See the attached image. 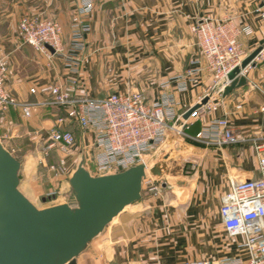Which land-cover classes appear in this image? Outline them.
Instances as JSON below:
<instances>
[{"label": "crops", "instance_id": "1", "mask_svg": "<svg viewBox=\"0 0 264 264\" xmlns=\"http://www.w3.org/2000/svg\"><path fill=\"white\" fill-rule=\"evenodd\" d=\"M85 1L0 0V57L9 62L6 93L20 104H32L45 98L44 88H69L72 80L77 81L78 96L93 99L135 90L152 104L167 93L180 103L177 113L187 125V138H179L181 154L164 175L166 182L158 185L159 193L146 192L144 186L140 202L111 223L116 261L107 258L108 264L248 260L247 252L239 248L244 239L226 234L219 212L233 182L260 176L253 142L218 147L195 139L219 119L228 120L250 140L264 138V61H255V66L243 72L245 87L210 100V105L217 106L215 111L205 106L188 120L184 116L213 88L212 73L192 32L194 24L206 16L228 23L236 32L245 61L264 41V26L257 13L263 0H101L89 14L80 16ZM26 16L55 20L62 29V52L43 54L24 44L18 30ZM75 19L89 24L91 31L76 66L70 67L67 58ZM198 59L204 71L180 93L173 80L185 75ZM168 81L171 86L162 89ZM63 116L60 110L48 108H40L30 118L15 108L0 112V140L21 164L36 159L41 164L56 154L60 157L55 151L48 157L45 153L49 132ZM71 126L63 129L71 131ZM77 127L72 128L81 145L92 150L93 135ZM44 164L43 170L25 165L20 184L24 196L40 209L65 203L75 173L57 177ZM51 194L58 199L48 203L45 195ZM86 260L80 257L78 264H87Z\"/></svg>", "mask_w": 264, "mask_h": 264}, {"label": "built area", "instance_id": "2", "mask_svg": "<svg viewBox=\"0 0 264 264\" xmlns=\"http://www.w3.org/2000/svg\"><path fill=\"white\" fill-rule=\"evenodd\" d=\"M101 0H86L80 9V16H86ZM123 1V0H122ZM264 26V0L257 10ZM91 27L81 19H75L71 27V48L67 58L70 67L76 66L78 53L84 50L85 37ZM192 32L196 37L197 46L207 68L213 76V88L208 96L215 92L214 97L221 98L230 85L229 74L240 67L244 52L236 40L228 23L206 16L197 21ZM61 26L53 19L42 17H23L19 24L18 35L21 41L34 48L37 52L50 54L46 46H50L55 54L62 52ZM257 60L264 61V50ZM204 71L201 59L192 62V68L185 75L173 80L178 91L186 92L190 84ZM245 72V71H243ZM243 72L241 75H243ZM9 73L7 58L0 57V112L5 113L11 108L19 109L30 118L40 108L57 109L65 116L59 117L57 127L49 132V144L46 157L51 152L66 154L76 144L72 131L63 127L68 123L76 124L82 131L93 135L92 150L84 147L86 168L93 177H104L126 172L141 164L146 165V178L143 188L148 184L152 193H159V186L154 184L148 163L153 154L164 146L170 135L187 138V125L182 123L177 110L180 103L173 95L164 93L155 102L150 103L140 91L130 90L123 94H111L105 98L93 99L78 96L77 81L72 80L69 88L48 86L42 93L45 98L32 104H20L5 91ZM172 81L162 85V89L171 86ZM212 98V99H213ZM211 99V100H212ZM211 102V101H210ZM206 106L209 112L217 106ZM264 113V106L261 109ZM39 135V133L37 134ZM208 146H235L253 142L259 160L260 176L256 179L232 183L231 190L222 200L220 217L226 234L230 238L242 237L244 242L239 248L247 252L248 260L242 257L226 260L222 264H264V138L250 140L243 137L226 119L213 120L195 139ZM86 155L89 156L86 158ZM52 171L61 176L67 173V162L61 157ZM56 195L48 198L55 202ZM191 264H211L207 261Z\"/></svg>", "mask_w": 264, "mask_h": 264}, {"label": "water", "instance_id": "3", "mask_svg": "<svg viewBox=\"0 0 264 264\" xmlns=\"http://www.w3.org/2000/svg\"><path fill=\"white\" fill-rule=\"evenodd\" d=\"M46 48L55 54L50 46ZM263 50L264 41L229 74L224 97L247 85L241 73L255 66ZM214 94L184 119L207 106ZM159 159L154 156L148 163L150 174L156 178L168 172V166ZM20 170L21 162L0 140V264H78L89 245L130 206L140 202L147 167L141 164L119 174L93 177L83 159L70 179L65 203L46 209L37 208L20 191Z\"/></svg>", "mask_w": 264, "mask_h": 264}, {"label": "rangeland", "instance_id": "4", "mask_svg": "<svg viewBox=\"0 0 264 264\" xmlns=\"http://www.w3.org/2000/svg\"><path fill=\"white\" fill-rule=\"evenodd\" d=\"M61 112L63 114H65L63 111H61ZM60 116H62V114ZM68 124H72V123H68ZM72 127H77V126H76V124H72L71 128H69V129H71V131L75 135V138H76L75 146L72 149H70L68 153L60 154L61 155L60 157L56 156L57 155L56 154L52 157L50 156L49 158H45L46 161H44L41 164L39 163V161H37V159L34 161H30V162L23 160L22 164H21L20 175H19L20 176V184H21V177H23L25 165H27V164L28 165L30 164L32 168L36 167V168H40L43 170V164L45 163L44 165H46V168L48 167L50 172L58 177V175H56L55 172H53L51 168L58 164L61 157H65L66 162H67V170L68 171L64 175L65 176L67 175V177H69L70 173H72L73 170L76 172V170L80 166V164L83 160V157H84V146L81 145V142L79 141V135L76 131L73 130ZM179 141H180V139L177 138V136L170 135L168 142L164 146H162L156 153H154L152 158L154 156H159L160 157V159H159L160 163L162 165H167L168 166L167 169H168L170 166H172L171 164L174 163L173 161L178 158V155L181 154V150L179 148ZM87 147H89V145H87ZM16 155L19 156L21 154H19L17 152ZM86 158H88V160H89V156L86 155ZM45 173H47V172H45ZM64 175H61V176H64ZM163 175H164V173H163ZM152 178H153L154 184H156V185H162L163 183L166 182L164 176H162L161 178H156V177L152 176ZM23 179H24V177H23ZM36 181H38V180L36 179ZM36 181H34V182H36ZM21 188L22 187L20 186V191H21ZM70 190H71V185H70ZM144 190H146V192L149 190L148 184L145 185ZM46 196L47 195H45L46 201H50V198H48V196L47 197ZM54 198L58 199V196H55ZM48 203H50V202H48ZM44 207H47V205H44ZM109 228H111V229L108 230ZM112 232H113L112 231V225L110 224L109 227L105 230V232L102 235H100L95 241H93L89 245L88 249L80 257L88 259V260H86L87 264H108L109 262L107 261V258H108V260L109 259L112 260V258H113V261H116V253H115L116 240L111 239V233ZM89 254H91L92 256L90 257Z\"/></svg>", "mask_w": 264, "mask_h": 264}]
</instances>
